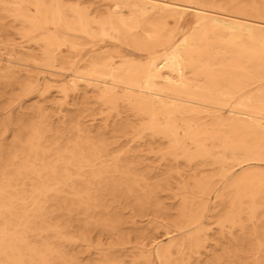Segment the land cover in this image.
<instances>
[{"label":"bare ground","instance_id":"1","mask_svg":"<svg viewBox=\"0 0 264 264\" xmlns=\"http://www.w3.org/2000/svg\"><path fill=\"white\" fill-rule=\"evenodd\" d=\"M23 1L2 2L23 24L20 35L42 47L45 66H71L74 91L91 89L107 108L117 101L126 105L140 122L139 138L165 140L188 164L216 166L218 180H228L232 193L229 210L217 223L221 230L241 228L244 210L249 221L256 219L257 203H264V50L257 48L264 45V7L243 8L229 0H195V7L185 5L188 0H94L97 5L88 8L83 0L72 5L27 0L31 14ZM186 9L194 13L195 28L177 38ZM39 122L31 136L16 139L18 150L12 157L6 153L0 174V264H68L47 235L72 240L48 219L73 206L89 218L101 200L98 190L121 189L112 177L128 175L119 170L121 164L130 168L117 157L106 159L100 138L78 135L62 150L54 141H40ZM212 181L194 179V197L186 192L188 185L181 186L177 228H194L195 235L185 239L196 252L203 247L201 226ZM223 198V193L215 196ZM38 236L39 241L29 240ZM151 252L142 258L149 260ZM154 252L167 264H186L177 261L171 241ZM254 264H264V254Z\"/></svg>","mask_w":264,"mask_h":264},{"label":"rangeland","instance_id":"2","mask_svg":"<svg viewBox=\"0 0 264 264\" xmlns=\"http://www.w3.org/2000/svg\"><path fill=\"white\" fill-rule=\"evenodd\" d=\"M0 0V174L7 161L17 152L16 139L25 140L39 122L40 141H51L62 150L78 135L100 138L106 144V159L119 158L130 168L121 164L119 170L125 177L115 175L113 182L122 183L121 189L101 187L100 203L91 207L85 219L70 201L65 206L70 212H55L48 219L50 225H58L64 238L71 242L56 240L47 235V241L63 251L68 264H167L155 255L157 246L166 248L171 241L177 253V261L186 264H254L255 258L264 254V203H257L256 219L248 220L244 210L240 215L241 228L225 227L217 223L229 210L232 193L226 187L228 180H218L219 170L209 161L188 164L179 154L171 152L165 140L152 139L147 134L139 138L136 130L139 120L126 105L116 102L107 108L96 99L91 89L73 90L70 79L73 67L45 66L42 47L36 45L20 32L24 26L15 21ZM24 0V7L33 8ZM185 4L195 7V0ZM209 0H202L208 3ZM224 3L228 0H218ZM239 6L264 7V0H229ZM65 5L75 0H62ZM94 0H83L81 5L93 8ZM10 6H13L11 4ZM241 16L247 18L246 11ZM262 21V17L258 18ZM182 29L177 38L189 34L196 24L193 11L186 9ZM85 41H82L84 44ZM67 46V45H66ZM264 50V45H257ZM70 51V48L67 46ZM131 50V49H130ZM97 52V51H96ZM90 53L85 55L89 57ZM129 58H133L131 55ZM58 62H49L57 64ZM33 83V88H27ZM82 85V82H78ZM251 88V87H248ZM117 90V89H116ZM119 91V90H117ZM226 109L224 108L223 111ZM42 117V118H41ZM192 129L194 126L191 127ZM176 130L181 132L178 126ZM49 142V143H51ZM186 144L188 143L185 140ZM15 144V145H14ZM52 147V145H50ZM122 162V163H123ZM239 169L235 170V174ZM212 177V190L208 194L201 236L203 244L198 252L186 242L188 235H195L194 228L179 232L178 212L181 207L182 185L189 196H196L192 181ZM103 184V183H102ZM129 191H127V189ZM223 193L222 200H216ZM214 194V195H213ZM231 195V196H230ZM61 205V204H60ZM247 204L243 206L246 207ZM190 231V232H189ZM29 240L39 241V236ZM152 248L149 260L142 258ZM62 264V263H61Z\"/></svg>","mask_w":264,"mask_h":264}]
</instances>
